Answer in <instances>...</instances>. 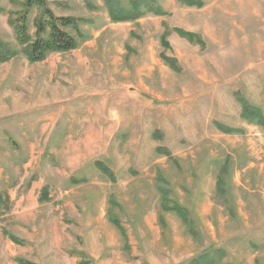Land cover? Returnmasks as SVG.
I'll list each match as a JSON object with an SVG mask.
<instances>
[{
  "label": "rangeland",
  "instance_id": "obj_1",
  "mask_svg": "<svg viewBox=\"0 0 264 264\" xmlns=\"http://www.w3.org/2000/svg\"><path fill=\"white\" fill-rule=\"evenodd\" d=\"M47 1L83 35L32 62L0 0V264H264V0Z\"/></svg>",
  "mask_w": 264,
  "mask_h": 264
},
{
  "label": "trees",
  "instance_id": "obj_2",
  "mask_svg": "<svg viewBox=\"0 0 264 264\" xmlns=\"http://www.w3.org/2000/svg\"><path fill=\"white\" fill-rule=\"evenodd\" d=\"M12 1H23L24 9L21 15L18 17L19 23L15 24L18 31V39L21 43H29L31 40L30 34L28 33V26L30 20V13L33 8L41 7L42 15L36 22V33L35 40L31 41L27 46L26 53L30 61L37 62L42 60L48 53L66 52L77 48L78 37L82 36L80 30L81 19L73 16H57L52 9L48 6L47 0H12ZM108 7L110 16L115 21H131L142 17L146 12H152L156 15H162V9L157 4L156 0H131L128 6L120 4L118 0H105ZM188 5L193 4L190 0H185ZM75 31L76 35L71 33ZM181 35L192 37L193 34L186 33L178 30ZM16 51L6 43L0 41V61H7L9 58L14 56ZM244 118L249 121H256L258 124L264 126V116L261 111L252 106L251 111L246 112L247 103L242 101ZM261 113V114H260ZM168 152V151H167ZM169 153V152H168ZM104 173L107 172L103 169ZM219 187H222V179L218 180ZM162 208L165 211H172L177 213L184 221H188L186 213L183 207L171 201L169 193H166L162 188ZM113 222L120 228L121 231H125V228L121 226L118 220ZM222 252H211L207 251L201 254L199 257L192 260L193 264H223L220 258L216 256ZM24 264H29L24 261Z\"/></svg>",
  "mask_w": 264,
  "mask_h": 264
}]
</instances>
